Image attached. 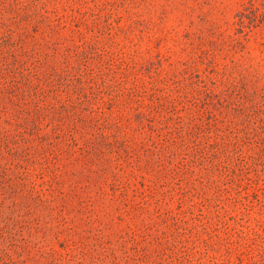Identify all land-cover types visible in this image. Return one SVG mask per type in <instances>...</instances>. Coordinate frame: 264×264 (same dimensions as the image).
<instances>
[{"label": "rangeland", "instance_id": "rangeland-1", "mask_svg": "<svg viewBox=\"0 0 264 264\" xmlns=\"http://www.w3.org/2000/svg\"><path fill=\"white\" fill-rule=\"evenodd\" d=\"M0 264H264V0H0Z\"/></svg>", "mask_w": 264, "mask_h": 264}]
</instances>
